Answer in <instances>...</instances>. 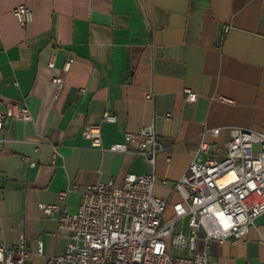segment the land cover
Returning a JSON list of instances; mask_svg holds the SVG:
<instances>
[{
	"label": "crops",
	"instance_id": "1",
	"mask_svg": "<svg viewBox=\"0 0 264 264\" xmlns=\"http://www.w3.org/2000/svg\"><path fill=\"white\" fill-rule=\"evenodd\" d=\"M21 3L33 15L24 26L12 13ZM18 101L31 118L0 125V240L12 247L23 234L26 264H46L66 244L59 212L41 209L59 191L76 186L65 199L75 211L87 184L154 172L153 194L174 202L202 140L216 151L232 127L264 133V0H0V111ZM150 123L167 145L155 164L108 149ZM91 124L105 149L82 136ZM207 253L211 264H264V212L242 239L208 241Z\"/></svg>",
	"mask_w": 264,
	"mask_h": 264
},
{
	"label": "built area",
	"instance_id": "2",
	"mask_svg": "<svg viewBox=\"0 0 264 264\" xmlns=\"http://www.w3.org/2000/svg\"><path fill=\"white\" fill-rule=\"evenodd\" d=\"M12 13L23 26L33 19L30 7L23 3L14 6ZM70 64L67 58L62 70L67 71ZM48 65L53 67L52 59ZM51 81L59 92L64 77L53 75ZM183 92L186 100L197 99L192 89L186 87ZM7 117L26 120L31 113L18 101L7 103L0 111V125ZM115 118L113 112L102 114L103 121ZM210 132L217 136L220 128ZM82 136L91 146L105 149L100 124L84 126ZM213 146L215 143L204 140L198 144L194 158L174 181L179 196L174 202L153 194L157 180L154 172H129L121 184L112 180L87 184L75 211L65 203L75 185L59 191L57 203H41L44 213L59 212L58 231L66 238L64 251L48 257L46 264H211L208 241L223 243L229 239L234 243L242 239L264 212V133L232 127L223 148L213 152ZM108 149L133 153L155 164L167 145L150 123L137 132H125L124 140L110 144ZM200 238L204 241L202 250L197 249ZM172 248L183 253L173 254ZM28 256L23 234L12 247L0 240V264H26Z\"/></svg>",
	"mask_w": 264,
	"mask_h": 264
},
{
	"label": "rangeland",
	"instance_id": "3",
	"mask_svg": "<svg viewBox=\"0 0 264 264\" xmlns=\"http://www.w3.org/2000/svg\"><path fill=\"white\" fill-rule=\"evenodd\" d=\"M172 253H174V252L172 251Z\"/></svg>",
	"mask_w": 264,
	"mask_h": 264
}]
</instances>
